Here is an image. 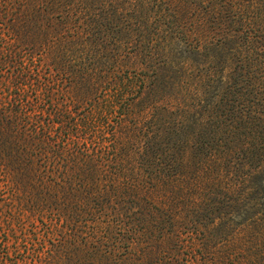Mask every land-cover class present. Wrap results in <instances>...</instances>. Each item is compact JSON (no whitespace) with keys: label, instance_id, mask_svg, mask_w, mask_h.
Instances as JSON below:
<instances>
[{"label":"trees","instance_id":"1","mask_svg":"<svg viewBox=\"0 0 264 264\" xmlns=\"http://www.w3.org/2000/svg\"><path fill=\"white\" fill-rule=\"evenodd\" d=\"M0 264H264V0H0Z\"/></svg>","mask_w":264,"mask_h":264}]
</instances>
